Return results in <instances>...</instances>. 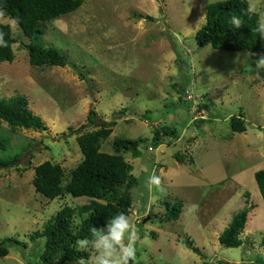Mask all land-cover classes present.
<instances>
[{
  "label": "rangeland",
  "instance_id": "rangeland-1",
  "mask_svg": "<svg viewBox=\"0 0 264 264\" xmlns=\"http://www.w3.org/2000/svg\"><path fill=\"white\" fill-rule=\"evenodd\" d=\"M216 1L222 0H84L76 11L45 22L32 38L61 51L63 68L32 67L23 48L30 40L11 19L0 20L16 41L14 60L0 63V98L25 96L46 127L10 133L0 124V137L9 141L0 157L19 156L16 166L0 169V240L23 244L7 243L0 264H37L45 240L30 242L29 235L60 208L88 203L71 195L45 199L32 179L45 161L59 164L66 175L76 167L82 159L76 137L94 129L87 121L92 109L97 123L112 126L102 152L112 153L118 138H151L153 126L178 133L152 151L145 143L138 158L124 155L138 179L132 198L140 224L130 216L140 236L135 264H258L264 258V202L254 179L264 169V83L249 73L254 54L196 44L205 7ZM257 14L264 15V0ZM232 116L245 121V132L231 131ZM153 172L166 194L144 186ZM245 193L255 208L240 234L243 244L226 249L218 236L246 206ZM164 202L181 204L177 220L167 216Z\"/></svg>",
  "mask_w": 264,
  "mask_h": 264
},
{
  "label": "trees",
  "instance_id": "trees-1",
  "mask_svg": "<svg viewBox=\"0 0 264 264\" xmlns=\"http://www.w3.org/2000/svg\"><path fill=\"white\" fill-rule=\"evenodd\" d=\"M83 2L84 0H0V9L4 11L5 17L17 21V27L30 40L29 43L23 44V48L32 67L63 68L67 61L61 51L44 48L32 41V38L42 33L40 26L45 22L76 11ZM248 3V0H222L207 4L205 22L194 37L196 44L200 47L209 45L213 49L227 52L247 51L255 55L256 61L264 57V38L254 31L259 16L257 13L245 15L242 11L246 10ZM233 15L241 17L242 27L237 29L229 23ZM0 32L4 33L3 40L8 45L0 46V63H11L15 58L13 45L16 41L8 25L0 23ZM256 61L251 63L249 73L256 75V80L264 83V71L256 68ZM87 121L94 129L76 137L82 159L68 175L59 164L50 161H45L33 169L32 185L45 199L52 201L71 195L74 198L88 200V203L82 206L60 208L44 223L40 231L29 235L30 242L41 238L45 240L37 264H78L80 257L87 259L89 254L77 251L75 241L90 237L91 227L105 229L109 220L121 212L140 219L138 212L134 210L132 198V190L138 186V179L132 174V168L125 161L124 155L130 154L132 158H138L145 143V149L149 148L152 151L164 142V137L178 139V133L174 128L153 126L151 138L135 140L118 138L111 144L112 153H107L101 151V145L112 133L111 124L97 123L98 116L93 109L89 111ZM1 123L7 124L10 133L17 129L31 131L46 129L42 120L30 111L28 101L22 95L0 98ZM229 125L234 133H243L246 130L245 121L241 117L232 116ZM8 147L9 141L0 137V153L6 152ZM175 159L180 163L185 161V157L178 154L175 155ZM18 162V155L0 157V169L13 168ZM254 179L264 202V169L256 171ZM245 198L246 206L232 216L227 227L218 236V243L226 249H236L243 244L240 234L245 227L248 214L255 208L254 205H248L250 203L248 193H245ZM162 206L169 218L178 219L182 208L180 203L164 202ZM76 219L80 220L79 225L74 223ZM191 242L186 238L185 245L199 254V250L194 248ZM7 243L23 245L15 239H1L0 258L8 255ZM260 244L264 247V236ZM257 263L264 264V258H258ZM216 264L229 263L219 260Z\"/></svg>",
  "mask_w": 264,
  "mask_h": 264
},
{
  "label": "clouds",
  "instance_id": "clouds-1",
  "mask_svg": "<svg viewBox=\"0 0 264 264\" xmlns=\"http://www.w3.org/2000/svg\"><path fill=\"white\" fill-rule=\"evenodd\" d=\"M260 0H249L248 6L244 11L245 15L258 12ZM5 13L0 9V20H3ZM13 25L17 21H12ZM235 28L243 26L240 16L233 15L229 21ZM261 38H264V15L258 20L256 29ZM4 33L0 32V46L7 47V42L3 40ZM256 68H264V57L256 61ZM146 170V169H145ZM144 186L151 193L155 191L161 195L166 194L163 187L162 178L155 172L151 173ZM197 206L193 205L195 210ZM76 225L81 222L79 219L74 221ZM90 237H84L75 241L77 251H85L89 255L87 259L80 257L78 264H135L137 259V242L140 240L139 231L133 219L121 212L113 216L106 225L105 229L91 227Z\"/></svg>",
  "mask_w": 264,
  "mask_h": 264
},
{
  "label": "built area",
  "instance_id": "built-area-1",
  "mask_svg": "<svg viewBox=\"0 0 264 264\" xmlns=\"http://www.w3.org/2000/svg\"><path fill=\"white\" fill-rule=\"evenodd\" d=\"M132 214H133V215L135 214V211H134V210L132 211ZM136 223H140V219H139V218L136 219Z\"/></svg>",
  "mask_w": 264,
  "mask_h": 264
},
{
  "label": "water",
  "instance_id": "water-1",
  "mask_svg": "<svg viewBox=\"0 0 264 264\" xmlns=\"http://www.w3.org/2000/svg\"><path fill=\"white\" fill-rule=\"evenodd\" d=\"M147 220H149V218H147V219L143 220V223H144V222H146Z\"/></svg>",
  "mask_w": 264,
  "mask_h": 264
},
{
  "label": "crops",
  "instance_id": "crops-1",
  "mask_svg": "<svg viewBox=\"0 0 264 264\" xmlns=\"http://www.w3.org/2000/svg\"><path fill=\"white\" fill-rule=\"evenodd\" d=\"M133 219L136 220L137 219L136 216Z\"/></svg>",
  "mask_w": 264,
  "mask_h": 264
}]
</instances>
